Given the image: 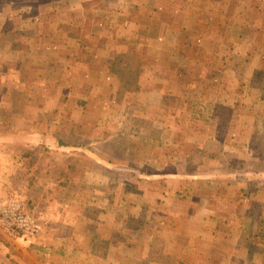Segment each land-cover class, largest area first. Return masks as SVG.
Wrapping results in <instances>:
<instances>
[{
  "label": "crops",
  "instance_id": "1",
  "mask_svg": "<svg viewBox=\"0 0 264 264\" xmlns=\"http://www.w3.org/2000/svg\"><path fill=\"white\" fill-rule=\"evenodd\" d=\"M0 3V88L36 94L0 116V177L27 174L43 221L32 248L0 244V264L264 263V0ZM92 104L101 176L69 157L104 153L79 130ZM52 114L70 128L31 124ZM40 149L53 169H30Z\"/></svg>",
  "mask_w": 264,
  "mask_h": 264
},
{
  "label": "rangeland",
  "instance_id": "2",
  "mask_svg": "<svg viewBox=\"0 0 264 264\" xmlns=\"http://www.w3.org/2000/svg\"><path fill=\"white\" fill-rule=\"evenodd\" d=\"M5 0H0V2H3ZM9 1H13L14 2V5H19L21 4V0H9ZM36 3H42V2H45V1H48V0H35ZM2 3H0L1 5ZM1 10V9H0ZM11 33V41L12 43L14 44L15 48H22L21 47V37L18 36L20 35L19 33H16V32H10ZM6 34V33H5ZM3 34V35H5ZM30 42H28L26 40V42H23L24 44L23 45H28L29 43H34L33 40L29 39ZM1 42V41H0ZM196 44V42H194V45ZM196 47V46H195ZM206 47L209 48V49H212L213 48V43L210 42L209 44H206ZM68 51V50H67ZM195 57V56H194ZM196 59H202L203 60V63H207L208 65L212 63V57L209 56V57H195ZM95 64V63H94ZM33 64H31L32 66ZM47 67L51 68L50 65H47ZM43 68H45V66H43ZM28 75H29V78L33 79L34 82H37V78L33 77V75L35 73H31L30 72H27ZM62 74H64V72H62ZM57 76H58V73L57 72H54L52 73L51 70H45V72H43L42 74H40V78H43L42 79V82L43 80H50V79H57ZM15 80L13 79H10L8 78L7 80H5V83H8L6 84L5 86H1L0 88V116H5V113L7 110L10 109L11 107V99L12 97L15 99V101H19L20 103H22L23 99H21V97H18L16 95V93L18 91H22L24 92V98L25 97H29V99L31 101H34L36 100V94L34 93L35 90L34 89H21V90H18L16 87ZM10 105V107H9ZM20 107V104L19 103H14L13 105V110L15 111H18ZM98 108L97 105H87V108H85V112H84V118L82 119L81 121V124L79 126V130L85 132V130H87L88 132V139H92L94 142H98V144L94 145L95 148H97V150L99 151L100 149H103L104 153H100V152H95L93 151L91 154L93 155L92 156H89V155H84L83 152H73V154H70L71 156L69 157H75V159H77V162L80 161V166L78 168L80 169H87V170H90L92 171L95 175H105V168H102V167H94L92 168V164L90 162H92L93 159H100V160H105V119L103 118H99V116L101 115V110L100 109H96ZM56 114H52V115H47L45 117H43L42 119L38 120V121H32L31 120V124L34 123V128H39L41 127V125H52V126H56V131L59 130V126H61V121L63 123V127L64 128H68L70 126V121L69 120H66V119H63L61 118L62 120H58L56 118ZM100 117H103V115H101ZM0 122H2V120H0ZM112 122V121H111ZM132 122V121H130ZM137 122V123H136ZM116 124V123H115ZM115 124H112L111 123V127L110 129L114 131L115 133L117 132V128H116V125ZM137 124H138V121H133L131 123L132 125V129L137 127ZM183 124V123H182ZM134 125V126H133ZM173 127L174 129H177L181 127V124L180 123H176L174 124L173 122ZM70 128V127H69ZM108 128V127H107ZM110 130V131H111ZM123 130V129H122ZM83 136V135H82ZM144 137V135H141ZM179 136V135H178ZM178 136H175V141H178L180 140L182 137H178ZM147 138V137H146ZM115 139L117 140L118 138L115 137ZM122 141H123V144L127 143L130 144V146H133V142H129L128 139L126 138H121ZM162 139V138H161ZM119 140V139H118ZM69 141V144H71L72 142H74V140H68ZM76 141H78L76 139ZM120 141V140H119ZM132 141V140H130ZM81 143H84L85 142V137H82V141H80ZM129 142V143H128ZM162 143V140L159 139V143L157 145H160ZM65 145H68V144H65ZM139 145H145L142 142H140L139 140ZM84 146V145H83ZM43 148V146H42ZM142 148V146H141ZM42 149H40L39 151V156L38 154H36L35 151L33 150H30L29 152L25 153L24 152V158L26 159V161L29 162L30 164V169L33 168V165H32V162L33 161H38L37 163V167L39 170H43V169H53V159L52 157L47 153V150L44 152V151H41ZM38 153V152H37ZM69 153V152H67ZM55 154H53L54 156ZM148 153L145 152V149L142 148V150H140V152H138V155L137 157L139 159H147L148 158ZM159 155H162L161 153ZM176 156V155H175ZM64 172V171H63ZM69 172H71V170H67L66 174H68ZM26 175L27 174H17V179H15L16 181L13 183L11 181V179H14V177H11L10 178V181L9 182H3L4 178L1 176L0 177V208L1 207H5L8 203H11L14 202L15 204L19 205L21 207V209L23 210V212L25 213H29L30 215L34 216L37 221H38V225L41 226V231H42V224H43V221L40 219V217L38 216V210L37 209L38 207L35 205V203H33L34 201V198H33V195H31L29 197V194L26 193V191H29L30 190V187H32L33 185L30 184L28 185L29 183V179L26 178ZM44 178V177H42ZM27 179V180H26ZM26 183V184H25ZM0 220H2V218H0ZM41 233V232H40ZM40 235V234H39ZM7 243H9L10 245H12L13 243V246H18L20 248H24V249H29V248H32L35 244L31 245V246H25L21 241L17 240V239H13L11 238L8 234H6V231H5V228L3 227V225L1 226V223H0V244H4L5 246L8 247V245H6ZM2 247V246H1ZM3 250V251H2ZM11 255V251L10 250H6L5 248H1L0 250V256H5V255ZM17 255V253H15ZM264 259V257H263ZM264 264V263H263Z\"/></svg>",
  "mask_w": 264,
  "mask_h": 264
},
{
  "label": "built area",
  "instance_id": "3",
  "mask_svg": "<svg viewBox=\"0 0 264 264\" xmlns=\"http://www.w3.org/2000/svg\"><path fill=\"white\" fill-rule=\"evenodd\" d=\"M1 226L11 238L21 241L25 246L33 245L41 232L37 219L23 212L14 202L0 208Z\"/></svg>",
  "mask_w": 264,
  "mask_h": 264
}]
</instances>
